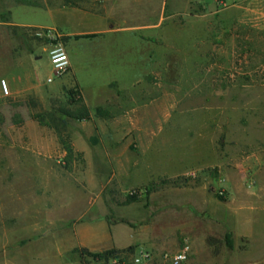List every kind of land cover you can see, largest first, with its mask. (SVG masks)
Returning <instances> with one entry per match:
<instances>
[{"label": "rangeland", "instance_id": "obj_1", "mask_svg": "<svg viewBox=\"0 0 264 264\" xmlns=\"http://www.w3.org/2000/svg\"><path fill=\"white\" fill-rule=\"evenodd\" d=\"M70 1L129 29L51 83L43 39L5 40L0 264H264V0Z\"/></svg>", "mask_w": 264, "mask_h": 264}, {"label": "crops", "instance_id": "obj_2", "mask_svg": "<svg viewBox=\"0 0 264 264\" xmlns=\"http://www.w3.org/2000/svg\"><path fill=\"white\" fill-rule=\"evenodd\" d=\"M7 1V19L8 22H2L3 20H0V62L5 56H2L1 51L2 50H9L10 47L7 45L5 40H8L9 38L11 41L16 37V33L20 32L27 28H56L59 31H61L64 35V45L69 57L70 62V68H72V59H77L81 56V51L85 48L87 44H89V41L96 40L99 42H103L107 38L110 40L115 39L118 35H120L123 30L129 29V28H118L114 26L113 28L107 27V16H103V14L98 13H92L89 12L83 8H81L79 5L77 7H72L69 5H63L60 7H50L46 5L45 8H36L31 7L27 5H21L16 4L13 2V0H5ZM142 2L143 0H110L112 3H121V2ZM10 6L13 7V13L14 10H17V18L13 16L12 11H9ZM29 9H36V10H42L47 12L51 18L53 19L50 24H43L39 22H32L29 21L28 18H21V13L26 14ZM55 16H57L55 18ZM26 17V16H25ZM66 17V18H63ZM140 26H132L130 28L137 29ZM87 34H94L96 35L93 38H79L75 39L76 36H82ZM66 41V42H65ZM67 43V44H66ZM12 47V46H11ZM14 48L12 47V50ZM10 61V66H12V70L9 71H2L1 65H0V77H3V79H6L8 86H9V94L10 90L11 92L15 90V79L14 75V67H15V57L13 54H11V57L8 59ZM48 61V59H47ZM75 63V62H74ZM81 64V63H80ZM49 67V73L50 74V64L48 62ZM70 70V69H69ZM47 75V76H48ZM46 76V78H47ZM46 81V80H45ZM0 96H2L0 91ZM4 97V96H3ZM83 235V234H82ZM87 236L84 235L82 238L79 239L80 245L84 248H86L89 252H95L99 253L106 249L115 247V248H121L122 245H117L113 241H110L108 245L101 246L100 244L94 243V241L87 240Z\"/></svg>", "mask_w": 264, "mask_h": 264}, {"label": "built area", "instance_id": "obj_3", "mask_svg": "<svg viewBox=\"0 0 264 264\" xmlns=\"http://www.w3.org/2000/svg\"><path fill=\"white\" fill-rule=\"evenodd\" d=\"M34 35L46 42L47 59L51 70L46 78V83H51L68 73L70 62L63 41V33L56 28H37L34 30ZM0 91L4 97L9 95L5 80H0ZM187 260L186 251L180 250L170 257L169 264H185Z\"/></svg>", "mask_w": 264, "mask_h": 264}, {"label": "trees", "instance_id": "obj_4", "mask_svg": "<svg viewBox=\"0 0 264 264\" xmlns=\"http://www.w3.org/2000/svg\"><path fill=\"white\" fill-rule=\"evenodd\" d=\"M16 4H21V5H27V6H31V7H36V8H45L46 5L41 3L40 0H15L14 1ZM64 4L65 5H70L72 7H77V5L75 3H73V1H70V0H63ZM0 20H3L1 19L0 17ZM7 19H5L4 21L2 22H8L6 21ZM29 30H36V29H33V28H27ZM96 35L94 34H87V35H82V36H76L75 39H79V38H93L95 37ZM70 117L72 118H76V119H82V118H85L87 117V113H86V110H80L78 113H73V114H69ZM225 241H226V246L227 247H232V243L230 241V236L229 235H226L225 237ZM79 256L80 258L82 259L83 256H87L89 258H92V259H95L97 257H100L102 255L104 256H110L112 255V253H115L116 251L114 249H110V250H106V251H103V253L99 254V253H90L86 248H82L80 249L79 251ZM214 254L217 253V250H214L213 251ZM81 264H84L83 261L81 260Z\"/></svg>", "mask_w": 264, "mask_h": 264}]
</instances>
